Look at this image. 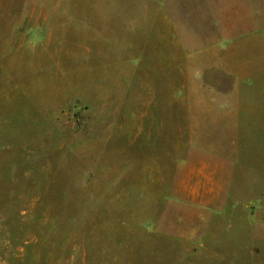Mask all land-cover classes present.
I'll return each instance as SVG.
<instances>
[{
  "label": "rangeland",
  "instance_id": "374dc122",
  "mask_svg": "<svg viewBox=\"0 0 264 264\" xmlns=\"http://www.w3.org/2000/svg\"><path fill=\"white\" fill-rule=\"evenodd\" d=\"M205 0H0V264H264V35Z\"/></svg>",
  "mask_w": 264,
  "mask_h": 264
},
{
  "label": "crops",
  "instance_id": "0c3cea01",
  "mask_svg": "<svg viewBox=\"0 0 264 264\" xmlns=\"http://www.w3.org/2000/svg\"><path fill=\"white\" fill-rule=\"evenodd\" d=\"M213 32L225 44L264 35V0H205Z\"/></svg>",
  "mask_w": 264,
  "mask_h": 264
}]
</instances>
